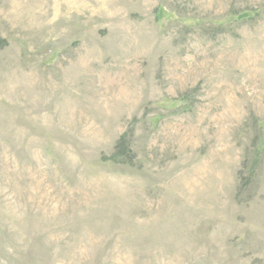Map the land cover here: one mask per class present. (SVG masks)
Masks as SVG:
<instances>
[{
	"label": "rangeland",
	"instance_id": "rangeland-1",
	"mask_svg": "<svg viewBox=\"0 0 264 264\" xmlns=\"http://www.w3.org/2000/svg\"><path fill=\"white\" fill-rule=\"evenodd\" d=\"M0 264H264V0H0Z\"/></svg>",
	"mask_w": 264,
	"mask_h": 264
}]
</instances>
